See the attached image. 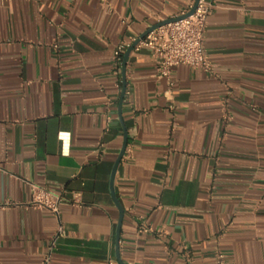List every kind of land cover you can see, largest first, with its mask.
I'll return each instance as SVG.
<instances>
[{
  "label": "crops",
  "instance_id": "1",
  "mask_svg": "<svg viewBox=\"0 0 264 264\" xmlns=\"http://www.w3.org/2000/svg\"><path fill=\"white\" fill-rule=\"evenodd\" d=\"M208 1L212 72L166 78L114 53L190 0H0V264H264V0Z\"/></svg>",
  "mask_w": 264,
  "mask_h": 264
},
{
  "label": "built area",
  "instance_id": "2",
  "mask_svg": "<svg viewBox=\"0 0 264 264\" xmlns=\"http://www.w3.org/2000/svg\"><path fill=\"white\" fill-rule=\"evenodd\" d=\"M195 5L196 9L191 15L160 25L148 33L135 47L150 48L157 60L159 73L166 78H170L173 68L177 66L197 67L206 72L213 70L204 47V33L208 18L213 11V4L208 0H190L188 8L173 18L187 14ZM130 46L129 43H122L116 48L114 61L117 68L122 66L123 55ZM118 87L121 89L122 85L118 83ZM61 139L66 140V136L61 135ZM66 200L76 207L83 205L80 191L70 192L65 188L57 193L40 186L35 187L31 202L36 208L49 210L60 219V206ZM63 235H65V228L60 221L52 246ZM217 264H227L223 254L218 255Z\"/></svg>",
  "mask_w": 264,
  "mask_h": 264
},
{
  "label": "water",
  "instance_id": "3",
  "mask_svg": "<svg viewBox=\"0 0 264 264\" xmlns=\"http://www.w3.org/2000/svg\"><path fill=\"white\" fill-rule=\"evenodd\" d=\"M198 1V0H197ZM196 9V5L195 7L190 11L188 12L187 14L185 15H181L177 18H170L168 20H165L164 22H161L153 27H151L145 34H143L141 36V38H139L138 40H136L126 51L125 53V56H124V60H123V71L125 72L126 70V64H127V61H128V58L131 54V52L134 50V48L136 47V45L148 34L150 33L152 30H154L155 28L159 27L160 25H163V24H166L168 22H171V21H174V20H177V19H182V18H185V17H188L189 15H191ZM125 93H126V85L124 84V87H123V91H122V95H121V104L123 103V100H124V96H125ZM127 144H128V136L125 135V138H124V142H123V146H122V149H121V152L115 162V166H114V169H113V172H112V177H111V192H112V196H113V199L115 201V203L117 204L119 210H120V219H119V222H118V227H117V238L119 239L120 238V232H121V228H122V222H123V219H124V209L122 207V205L120 204L119 200L117 199L116 197V194H115V189H114V181H115V176H116V172H117V169H118V166L125 154V151H126V147H127ZM123 264V263H122Z\"/></svg>",
  "mask_w": 264,
  "mask_h": 264
}]
</instances>
